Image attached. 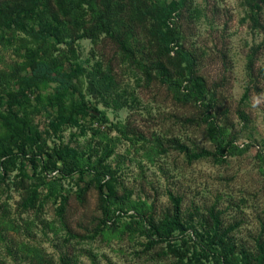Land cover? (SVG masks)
Here are the masks:
<instances>
[{"label": "rangeland", "instance_id": "rangeland-1", "mask_svg": "<svg viewBox=\"0 0 264 264\" xmlns=\"http://www.w3.org/2000/svg\"><path fill=\"white\" fill-rule=\"evenodd\" d=\"M24 1L0 0V112L5 111L11 94L18 99L28 97L30 106L25 110L15 102L14 111L19 117H28L47 147L69 145L86 150L89 143L102 146L110 139L114 152L106 163L111 166L109 175L116 179L118 197L110 210L119 217L114 224L102 226L103 208L96 188L90 187L78 200L76 175L62 182L69 195L62 220L51 199L41 210L21 211L25 188L37 175L28 158H22V181L14 170L0 183V264H178L163 254L165 244L149 246L139 233L145 229H140L142 222L148 230L149 214L157 219L172 212L168 193L181 197L182 217L187 221H200L211 207L219 210L225 227L236 226L231 234L236 247L253 250L254 240L264 239V162L258 158L264 154V0H257V9L250 6L254 0H176L183 6L174 13L170 27L178 35V44L171 45L174 49L162 61L175 74L173 81L180 80L193 64L191 70L215 96L209 116L218 127L227 128L234 144L249 146H239L218 160L210 156L191 162L181 147L214 150L202 122L204 109L194 102L177 101L168 85L155 78L156 71L148 70L147 76L145 67L153 66L163 49L150 34L148 17L130 18L129 0L113 2L124 4L121 34L134 52V61L124 60L119 46L100 35L96 43L77 40L73 44L77 60L69 58L64 67L84 93L86 80L81 69L100 62L108 67L127 106L115 110L86 96L90 111L77 119L85 132L70 122L62 125L57 138L50 126L58 118L64 120V115L57 101L51 100L53 105L46 101L55 85L44 82L38 89L28 88L24 79L31 76L33 55L35 61L58 60L63 54L70 55L69 48L48 40L36 52V22L11 13ZM68 37L65 39L70 41ZM179 47L190 53L193 63L176 67ZM52 59L47 62L53 63ZM181 91L186 90L181 87ZM68 99L80 102L76 94ZM94 107L97 112L91 110ZM59 176L49 173L47 179ZM93 176L87 175V180ZM45 194L41 187L42 201ZM126 195L129 200L121 202ZM137 201L143 203L139 209L143 221L129 210L130 203ZM120 208L126 214L118 212ZM186 240L196 246L197 239L186 236Z\"/></svg>", "mask_w": 264, "mask_h": 264}, {"label": "trees", "instance_id": "trees-1", "mask_svg": "<svg viewBox=\"0 0 264 264\" xmlns=\"http://www.w3.org/2000/svg\"><path fill=\"white\" fill-rule=\"evenodd\" d=\"M166 1L129 0L130 18L136 21L148 17L151 21L150 34L161 42V49H163L153 66L145 67V73L148 70L156 71L155 78L162 85H168V88L176 94L177 101L184 104L194 102L204 109L202 122L207 125L208 137L214 144V150L192 151L188 147H181L188 161H197L210 156L218 160L219 157L223 158L236 151L240 145L234 144L233 139L228 138L229 133L226 127H218L209 116L215 108V96L206 88L204 81L191 70L193 64L188 67V71L180 77V80L173 81L175 74L173 76L163 63L164 54L174 49L171 45L178 44V35L171 29L170 24L175 16L174 13L183 6V2L180 1ZM116 2L113 0H27L17 4L11 12L15 16L22 15L23 19L29 18L36 22L38 29L33 33V40L39 45L36 52H40L39 47L46 44L48 40H54L57 44H66L69 48L70 57H65L63 54L62 59L48 58V60L52 59L53 63H48L47 58L35 61L36 55H33L30 66L31 76L24 79L28 88L38 89L44 82L55 85L52 97H46V101H49L48 104H52L51 100L57 101L60 113L64 115V120L58 118L50 126L57 138L60 137L62 125L70 122L81 129V133L85 132L80 128L82 126L78 125L77 119L81 114L85 115L90 111V103L86 100V96L94 98L105 106L110 105L115 110L127 106V101L123 93L120 94L108 67L104 68L100 62H95L89 69H81L86 80L84 93L73 83L69 78L70 73L65 72L64 69L65 64L70 62L69 58H76L73 44L77 40L88 39L96 43L100 35L107 36L119 46L124 60L134 61V52L121 34L125 27L124 4ZM250 6L257 9L259 7L257 0H254ZM8 8L10 7L5 6V9ZM65 36H70L68 37L70 41H67ZM175 52L179 62L176 65L177 68L186 63L187 66L188 63H193L190 53L182 50L181 47ZM75 63L79 68V63ZM59 67L60 70H58ZM147 76L149 77L150 74L147 73ZM181 87L186 91H181ZM75 94L80 96L79 104L70 102L68 99H73ZM66 99L69 101L67 102ZM8 100L5 111L0 112V183L14 170L19 171L16 177L21 178L20 182L22 181L25 177L24 169L20 165L22 158H28L32 169L37 174L34 182L25 188V194L19 206L20 210L23 212L41 210L44 202L51 199L57 204L56 214L59 220H62L69 196L64 193L62 182L76 175L79 181L75 191L77 199L81 201L87 190L94 186L103 208L104 219L101 225L114 224L116 217L119 216L110 210V204L118 202L114 187L116 179L109 175L111 166L106 163L114 152V146L110 145L112 141L108 139L102 146L94 147L89 143L86 150H78L69 145L47 147L28 117H19L14 111L15 102H18L20 108L26 110L30 106L29 98L22 95L18 99L17 94H11ZM91 110L98 111L95 107ZM92 117L95 118V116ZM240 147L247 149L249 146L243 144ZM258 158L264 162V154H259ZM54 172L59 173L60 176L47 179L48 174ZM91 173L94 175L93 178L87 180V175ZM41 187L46 189L43 201L39 197ZM168 197L173 206L171 213L164 214L157 219L149 214L147 217L148 230L144 225L145 222L140 224V229H145L139 233L148 239L149 246L158 243L165 244L163 254L174 258L178 264H264L263 238L258 237L254 240L253 250L245 247L237 248L231 237L236 226L225 227L219 210L211 207L206 217L200 221H187L182 217L181 197L172 193H168ZM128 200V195L121 197L123 203ZM140 207H143L141 201L133 202L130 203L129 210L136 211L143 221L144 214L140 213ZM119 210L118 212L126 214L123 209ZM186 236L197 239L196 246L191 247ZM179 240H182L183 245L178 243ZM189 252L190 256H188Z\"/></svg>", "mask_w": 264, "mask_h": 264}]
</instances>
